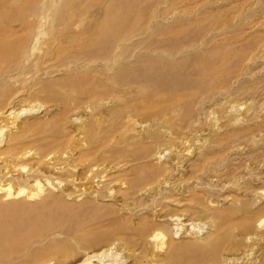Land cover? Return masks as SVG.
I'll list each match as a JSON object with an SVG mask.
<instances>
[{"label": "rangeland", "instance_id": "rangeland-1", "mask_svg": "<svg viewBox=\"0 0 264 264\" xmlns=\"http://www.w3.org/2000/svg\"><path fill=\"white\" fill-rule=\"evenodd\" d=\"M260 2L0 0V264H264Z\"/></svg>", "mask_w": 264, "mask_h": 264}, {"label": "bare ground", "instance_id": "bare-ground-1", "mask_svg": "<svg viewBox=\"0 0 264 264\" xmlns=\"http://www.w3.org/2000/svg\"><path fill=\"white\" fill-rule=\"evenodd\" d=\"M260 4L261 5H264V0H261V2H260ZM33 186H35V188H36V193H34V194H30V195H28L27 197H33V196H37V195H39V194H42L44 191V189H43V186H41L40 185V183H37V181L34 183V185ZM0 191H3L4 193H5V195L8 197V196H10L11 195V188H10V186H5V187H0ZM26 192V191H25ZM24 192V190H19L18 192H17V195H21V194H24L25 193ZM260 224H262V222L260 223ZM154 238H156V239H162V235H160V234H156V235H154ZM106 251V250H105ZM105 251L103 250L102 252H98V253H90V254H88V255H86L85 257H84V259H83V261L80 263V264H93L92 262L93 261H96V260H98L99 261V264H101V260H100V258L103 256V255H105L104 253H105ZM108 256V255H107ZM107 259V258H106ZM109 259V258H108Z\"/></svg>", "mask_w": 264, "mask_h": 264}]
</instances>
